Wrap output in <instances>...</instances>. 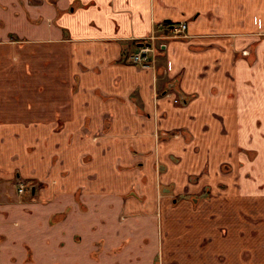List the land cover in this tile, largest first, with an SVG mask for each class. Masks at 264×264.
<instances>
[{
	"label": "crops",
	"instance_id": "obj_1",
	"mask_svg": "<svg viewBox=\"0 0 264 264\" xmlns=\"http://www.w3.org/2000/svg\"><path fill=\"white\" fill-rule=\"evenodd\" d=\"M160 261L264 264V0H0V264Z\"/></svg>",
	"mask_w": 264,
	"mask_h": 264
},
{
	"label": "flooded vegetation",
	"instance_id": "obj_2",
	"mask_svg": "<svg viewBox=\"0 0 264 264\" xmlns=\"http://www.w3.org/2000/svg\"><path fill=\"white\" fill-rule=\"evenodd\" d=\"M171 27H173V26H171ZM171 27L166 28V30L165 31H162V32H160L158 30H154V32L151 34V35H154V34L157 35V38H156L157 39V49H156L154 55H152V57H154V62L151 63V65L144 67L142 65L134 64L133 61H132V59H131L132 53L135 52L138 49V47H140L142 44L148 43L149 42L148 39H149V37L151 35L149 37H147L146 39H143L142 41H140V43L136 46V49L129 55V59H130L131 63L133 65L139 67V68H147V69H153V70L154 69H157V67H158V65H157L158 64V59L160 57V54L163 52V46L165 45V42L168 39H171V38H177V39L181 38V39H185V38L189 37V33H188V35L186 37H182V36H171L170 35L171 34ZM245 54H247L246 51H245ZM170 91H171V89L168 90V91H166L164 93V95H167ZM174 102L177 103V104L184 103L183 98H182V96L179 93L177 95V98L174 99ZM168 136L169 135H164V137H168ZM29 184L30 183H28L27 181H25L23 179H19V181H18V187H19L18 188V191L20 193H24L26 191V188H28ZM20 186H21V188H20ZM21 189H22V191H21ZM160 264H163V263L160 261Z\"/></svg>",
	"mask_w": 264,
	"mask_h": 264
},
{
	"label": "built area",
	"instance_id": "obj_3",
	"mask_svg": "<svg viewBox=\"0 0 264 264\" xmlns=\"http://www.w3.org/2000/svg\"><path fill=\"white\" fill-rule=\"evenodd\" d=\"M171 36H182L186 37L188 35V24L186 22H180L171 27ZM157 35H151L149 37V42L142 44L138 49L132 53L131 59L134 64L142 65L144 67L151 65L154 62V55L157 49ZM21 188V186H20ZM22 191V189H21Z\"/></svg>",
	"mask_w": 264,
	"mask_h": 264
},
{
	"label": "rangeland",
	"instance_id": "obj_4",
	"mask_svg": "<svg viewBox=\"0 0 264 264\" xmlns=\"http://www.w3.org/2000/svg\"><path fill=\"white\" fill-rule=\"evenodd\" d=\"M189 135L187 134V137H188ZM161 219H162V216H161ZM161 219H160V221H161ZM165 232L163 231V234H164Z\"/></svg>",
	"mask_w": 264,
	"mask_h": 264
},
{
	"label": "trees",
	"instance_id": "obj_5",
	"mask_svg": "<svg viewBox=\"0 0 264 264\" xmlns=\"http://www.w3.org/2000/svg\"><path fill=\"white\" fill-rule=\"evenodd\" d=\"M179 94H180V93H179ZM182 98H183V101L186 102V99H184V97H182Z\"/></svg>",
	"mask_w": 264,
	"mask_h": 264
}]
</instances>
